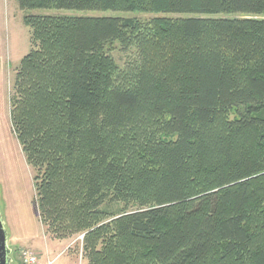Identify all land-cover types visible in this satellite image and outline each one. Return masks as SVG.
I'll return each mask as SVG.
<instances>
[{"label": "trees", "instance_id": "obj_1", "mask_svg": "<svg viewBox=\"0 0 264 264\" xmlns=\"http://www.w3.org/2000/svg\"><path fill=\"white\" fill-rule=\"evenodd\" d=\"M15 1L155 15L23 16L9 121L45 233L83 264H264V0Z\"/></svg>", "mask_w": 264, "mask_h": 264}, {"label": "rangeland", "instance_id": "obj_2", "mask_svg": "<svg viewBox=\"0 0 264 264\" xmlns=\"http://www.w3.org/2000/svg\"><path fill=\"white\" fill-rule=\"evenodd\" d=\"M25 14L33 15H51V16H120V17H135L139 20H148L154 17V14L140 12H113V11H77V10H58V9H33L22 11L19 9L15 0H0V146L3 143L11 142L19 152V158L24 166L23 171L26 178L27 189L31 192V202L35 197L33 187V170L24 162V155L21 151L9 121L10 98L12 95V85L15 76V71L21 58L26 55L31 49L30 30L29 27L23 24V16ZM264 17V15H260ZM112 56L118 67L123 68L125 63L132 58L133 52L124 53L118 47L112 52ZM9 139V140H8ZM12 140V141H11ZM7 145L3 144V147ZM31 176V185L27 180V174ZM33 209L36 216L35 221L38 222V228L45 234V239L40 242L41 245L36 249H43L47 242L49 249L44 253H38V250L32 249L26 245L19 249H28L36 252L39 257V262L42 264H83L84 260L81 253L82 235L56 240L45 233L44 227L41 224L38 216V211L34 202ZM120 204H113L109 210H117ZM0 214L3 215V210L0 205ZM10 244V243H9ZM21 243L12 247H19ZM18 251V253H19Z\"/></svg>", "mask_w": 264, "mask_h": 264}, {"label": "crops", "instance_id": "obj_3", "mask_svg": "<svg viewBox=\"0 0 264 264\" xmlns=\"http://www.w3.org/2000/svg\"><path fill=\"white\" fill-rule=\"evenodd\" d=\"M3 144L7 146L1 150ZM3 144L0 146V205L3 210L2 221L6 231L9 264H17L18 251L25 247L24 245L38 250V253L46 252L49 246L46 242L43 249H36L46 237L38 228V222L35 221L36 213L31 202L32 194L27 189L26 178L22 172L24 166L15 146L11 145V142ZM27 177L31 185L29 173ZM11 243L13 245L21 243V245L16 248L12 247ZM39 261L37 264H42Z\"/></svg>", "mask_w": 264, "mask_h": 264}, {"label": "water", "instance_id": "obj_4", "mask_svg": "<svg viewBox=\"0 0 264 264\" xmlns=\"http://www.w3.org/2000/svg\"><path fill=\"white\" fill-rule=\"evenodd\" d=\"M9 250L6 244V231L0 214V264H9Z\"/></svg>", "mask_w": 264, "mask_h": 264}, {"label": "built area", "instance_id": "obj_5", "mask_svg": "<svg viewBox=\"0 0 264 264\" xmlns=\"http://www.w3.org/2000/svg\"><path fill=\"white\" fill-rule=\"evenodd\" d=\"M19 262L17 264H37L38 263V255L36 252L22 249L19 251Z\"/></svg>", "mask_w": 264, "mask_h": 264}]
</instances>
